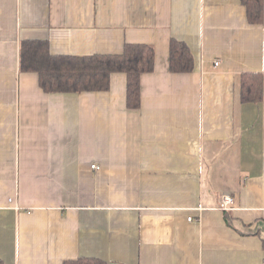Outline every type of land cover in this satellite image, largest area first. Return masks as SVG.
<instances>
[{
    "label": "crops",
    "instance_id": "crops-1",
    "mask_svg": "<svg viewBox=\"0 0 264 264\" xmlns=\"http://www.w3.org/2000/svg\"><path fill=\"white\" fill-rule=\"evenodd\" d=\"M23 39L65 55L151 45L140 106L123 72L105 91L44 92L19 71ZM172 39L192 71L169 70ZM244 72L263 75L261 101H240ZM263 241L264 0L260 23L240 0H0V264H264Z\"/></svg>",
    "mask_w": 264,
    "mask_h": 264
},
{
    "label": "trees",
    "instance_id": "trees-1",
    "mask_svg": "<svg viewBox=\"0 0 264 264\" xmlns=\"http://www.w3.org/2000/svg\"><path fill=\"white\" fill-rule=\"evenodd\" d=\"M245 6L250 23L263 19V0H240ZM18 68L22 72H35L40 88L47 93L105 91L113 72L126 75V106H140V76L154 69V48L146 44L123 46L119 54L65 55L52 54L47 40L23 39L19 41ZM193 57L187 45L172 39L169 45V70L190 72ZM263 96V75L244 72L240 78L241 102H259ZM229 223V219L226 216ZM264 249V241L262 243ZM63 264H106L94 258L66 260Z\"/></svg>",
    "mask_w": 264,
    "mask_h": 264
},
{
    "label": "built area",
    "instance_id": "built-area-1",
    "mask_svg": "<svg viewBox=\"0 0 264 264\" xmlns=\"http://www.w3.org/2000/svg\"><path fill=\"white\" fill-rule=\"evenodd\" d=\"M215 65H218V62H215ZM93 169H97L96 165H91ZM230 203H232V198L230 195L222 194L219 199V209H230ZM191 220V217H189Z\"/></svg>",
    "mask_w": 264,
    "mask_h": 264
}]
</instances>
